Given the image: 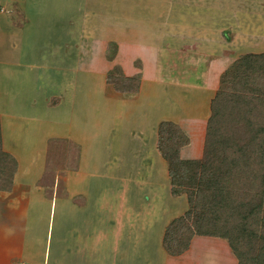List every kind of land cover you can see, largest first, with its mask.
Here are the masks:
<instances>
[{"label": "crops", "instance_id": "1", "mask_svg": "<svg viewBox=\"0 0 264 264\" xmlns=\"http://www.w3.org/2000/svg\"><path fill=\"white\" fill-rule=\"evenodd\" d=\"M18 1L0 0V5L3 6L0 10V15L3 16L0 19V49L5 43L6 32L13 34L16 31L7 21V14L12 12L7 6L21 8ZM29 1L36 0H27L26 3ZM87 1L77 8L74 15L71 13V18L68 19L69 26H73V17L78 16V21L80 18L81 25L75 30L77 33L74 35V29H67L69 32L65 33L73 38L69 41L57 40V53L51 54L52 65L49 62L53 70L51 78L56 75L55 86L57 79H64L69 86L72 84L73 90L76 82V89L79 88L77 92L80 93L85 89L80 87V83L85 81L86 85H92L93 79L88 83V77L85 80L82 77L90 74L93 78L91 73L97 70L96 57L101 55L105 67L101 71V83L97 84V88H100L99 92L105 97L108 112L109 109L110 113L113 110L123 111L119 122V136L116 137V143L120 145L118 157L139 160L144 166L142 170L110 168L108 162L103 163L102 168L83 166L85 161L94 156V153H89L84 148V139L73 132L57 134V104L45 111V104H36V99L32 98L31 89L35 86L30 87L26 78L28 75L32 77L30 83L34 85L33 70L43 69L44 65L40 66L38 59L31 63L25 52L21 56H13L11 52L3 55L0 53L1 145L16 161L10 191L0 192V264H185L193 246L198 249L205 239L213 240L216 245L218 239L194 236L188 249L182 254L170 256L166 253L162 246L165 229L170 222L187 211V202L180 199L181 196L174 197L171 194L167 164L156 149L160 120L154 123L153 159L159 163V176L166 180L162 182L163 185L158 184L162 180L160 177V182L156 180L155 163L146 154L145 137H148V126L153 124L152 119L156 117L157 92H165L168 88L169 104L175 112L166 121L177 125L188 138V144L180 150V158H201L210 100L218 88L220 75L239 56L236 47L226 41L232 39L234 31L244 27L239 26L238 11L230 7L228 0H158L161 1L159 6L152 5L154 0H96V4H101L100 7L96 5V10L87 7ZM55 6L56 10L52 14L57 13V5ZM93 15L98 18L106 17V20L115 15L124 19L142 15L146 18L145 25L149 24L156 29L159 25L161 31L168 29L167 31L175 32L170 33L172 37H168L169 32H165V43L172 44V47L163 48L162 56L159 54L163 52H158L156 46L147 47V51L151 52V57H147L139 44L115 42L114 56L110 57L111 61L105 60L109 46L108 42L99 38L102 26L97 30L96 26L93 29L92 23L89 30L84 27L87 26L84 24L85 17ZM159 15L165 16V19L161 21ZM245 15L254 24L252 14L246 12ZM241 22L245 23L246 20L242 19ZM223 32L225 35L221 36ZM190 33L193 34L192 37ZM217 42L225 44V51L221 50L222 53L232 50V60L222 55L217 58L213 56ZM175 45L180 51L173 48ZM6 48L8 47L5 46ZM37 53L39 54L38 49ZM57 63L62 67L57 68ZM215 66L218 67L216 70L213 68ZM115 67H118L123 76L139 78L136 94L114 96L110 92L105 77ZM79 74H82L81 77ZM21 79L27 89L20 87ZM35 91L40 94L38 88H34ZM48 95L54 97L57 94L55 92ZM197 97L201 98L200 102H197ZM32 100L34 104L31 103ZM184 104L194 110L205 105V117L198 119L195 115L194 119L184 118L176 113L178 108H172L174 105L178 107ZM111 117L108 116V119L112 120ZM63 136L74 142L79 149H74L75 165L67 169L62 163L56 171L49 169L45 175L46 141ZM114 136L115 131L112 130L107 137L108 143ZM135 138L139 139V144ZM194 138H200L197 150L192 146ZM114 142L115 139L112 140ZM106 154L108 159L110 154ZM159 156L162 161L158 160ZM147 161L150 164L147 165ZM147 166L150 169H146ZM44 176L50 179L49 185L43 181ZM142 186L153 192L147 194ZM226 245H223L224 248L233 264H236ZM97 246L101 249L100 252L95 250Z\"/></svg>", "mask_w": 264, "mask_h": 264}, {"label": "trees", "instance_id": "2", "mask_svg": "<svg viewBox=\"0 0 264 264\" xmlns=\"http://www.w3.org/2000/svg\"><path fill=\"white\" fill-rule=\"evenodd\" d=\"M117 71L106 75L107 86L136 94L139 78ZM156 134L171 194L187 202L165 229L166 253L178 256L194 236L210 237L227 244L236 264H264V51L239 56L220 75L200 159L180 158L188 138L174 123L161 121ZM15 170L0 136V192L10 191Z\"/></svg>", "mask_w": 264, "mask_h": 264}, {"label": "rangeland", "instance_id": "3", "mask_svg": "<svg viewBox=\"0 0 264 264\" xmlns=\"http://www.w3.org/2000/svg\"><path fill=\"white\" fill-rule=\"evenodd\" d=\"M27 0H19L18 5L21 6L18 7V9L15 8L13 5H8L7 9H12V12H9V15L7 14V21L9 22L10 27L14 26L16 31H13V34H9L11 32H6V35L4 36V45H2V48L0 49V53L3 55L5 52H8L15 56V55H22L23 52L29 56V61L33 63L34 59L40 60L41 64H43L44 68L35 69L34 71V78L35 83L32 85L30 83L31 78L29 75L26 78L28 84L30 87L35 86L34 88H38L40 90V94L35 91L34 88L31 89V95L32 98H35L34 102L39 105L45 104V111H48L52 109L54 105L57 104V134L60 132H63L62 134H67L68 132H73L75 134H78L84 139V145L85 149L87 148L89 150V153H94V156H90L91 158L88 161H85L86 167L89 168H102L104 166L103 163H109L110 168H120V167H129V168H136L135 170L139 169L142 170V167L144 166V163L139 160L137 161H131L130 159L127 160L126 156L124 157H118V150L120 145L116 143L117 139L116 137L119 136L118 131L120 132V126L119 122L120 119L123 116V111L119 110H113L112 113H110L107 110L105 97L102 95L100 91V88H97V84L101 83V71H103L105 67V61L102 60L101 55H97V65L95 70L92 74L93 78H91L90 74L88 76L82 77V79H86L88 77V83H90L93 79V83L95 85L90 84L89 86L86 85L85 81L80 83V87H84L87 90H83L82 92H77L76 89L77 85L76 82L74 84V90L70 86L66 84L67 81H64V79L60 80L57 79V86L54 84V80L56 79V75H54L51 78V72L53 71L51 69L52 65V58L51 54H56L58 47H57V40L64 39L65 41H69L72 36H70L67 29H74V35L77 33L75 30L79 28L81 25V21L78 16L73 17V26H69V20L70 14L74 15L76 13L77 8L84 5L85 0H36V1H29L26 3ZM142 2L146 0H141ZM153 1V0H152ZM230 1L231 6L233 8H236L239 15V26L244 27L242 30L239 28V31H234V35L232 36V39L226 41L227 44L233 45V47H236L237 52L239 56H243L244 54H253V53H260L264 51V0H228ZM96 0H88L87 1V7H92L93 9H97L101 6V4L97 3ZM161 1L154 0L152 5L159 6ZM34 4V5H33ZM117 2V7H118ZM127 4V2H126ZM57 5V13L52 12L56 10ZM98 7H97V6ZM96 6V7H95ZM3 6L0 5V10ZM48 7V9H46ZM115 8V7H114ZM119 10V7H118ZM45 11V12H44ZM44 12V13H43ZM246 12H249L252 14L253 23H250V14L249 16L245 15ZM2 15V14H1ZM0 15V19L1 16ZM137 17V18H136ZM136 17H127L124 19L123 17H120L118 15L115 16H109L108 20H106V17L93 15L85 17L86 21L84 24L87 26H84L86 29L92 28L91 24L93 25V29L97 30L98 27L102 26V30L100 33V37L104 42H108L109 48H107V54H105V60H110V57L114 56L116 52V48L114 47L115 42H131L135 44L141 45V49L143 54H145L147 57H151V52L147 51V47L156 46L158 48V52L164 51L162 50L165 47H172V44L165 43V32H169L168 37H172L170 33H175L174 31H167L168 29H164L161 31L160 26L158 25V28L146 24L145 17L136 15ZM158 17V16H157ZM103 18V19H102ZM141 18V19H140ZM160 20L162 21L165 19V16L159 15ZM244 19L246 22H241V20ZM102 20V22H101ZM128 20H134L133 22H129ZM137 20H142L137 21ZM137 21V22H136ZM107 22V23H106ZM14 23V25H13ZM138 23L141 25L138 26ZM175 23V21H173ZM243 23V24H242ZM222 24V22H221ZM137 25V26H136ZM77 26V27H76ZM178 27V26H177ZM103 29L105 31H103ZM245 29V30H244ZM19 30V31H17ZM70 30V31H71ZM21 32V33H19ZM72 34V33H71ZM180 34V32L178 33ZM86 35V34H83ZM82 35V37H83ZM160 35V36H159ZM192 33H190V37H192ZM225 35L224 32L221 33V36ZM181 36V34H180ZM158 37H161L160 40ZM189 37V39H190ZM225 38V37H223ZM226 38L228 36L226 35ZM197 44V43H196ZM195 44V45H196ZM5 46L8 47L5 49ZM107 46V47H108ZM225 44L223 42L216 43V46L214 49L216 51H213L214 57H219L222 55L225 58H228L232 60L231 51L232 50H226L225 53H222L221 50H224ZM105 48V43H104ZM175 50L180 51V49L175 45L173 47ZM37 49L39 50V54L37 53ZM235 51V49H233ZM238 56V57H239ZM208 57V56H207ZM206 57V58H207ZM28 58V57H27ZM161 58V57H160ZM28 62V60H25ZM49 62H51V65H49ZM104 62V63H103ZM62 66L57 63V68H61ZM100 67V68H99ZM102 67V68H101ZM214 70L218 68L217 66L213 67ZM49 69V70H48ZM118 67H115V69H111L107 74L111 73L113 74L115 71L118 74L117 71ZM222 70V68H221ZM219 70V71H221ZM90 72V71H89ZM82 74H79V77H81ZM16 76V75H15ZM21 78V77H20ZM5 81H3L2 86L4 87ZM20 87H24L23 79H21ZM87 86V87H86ZM110 87V86H108ZM27 89V88H25ZM103 91V88H102ZM54 97H50L48 94L55 93ZM110 92H112L110 88ZM166 92V93H165ZM159 90L157 92L156 99L158 103L156 104L157 112L156 117H152L153 119V126L149 125L147 129V136L146 141V154L149 157L151 161H154L155 163L154 168L156 170L155 177L156 180L161 183L165 182L166 180H163V176H159L160 173H158L157 168L159 169L157 165V161L153 159L154 157V134H155V127L154 123L156 121H166L167 118H171L174 115L175 111L171 110V105L169 104V89L167 88L165 90ZM35 93V95H34ZM114 96H117L114 92H112ZM111 93V94H112ZM34 95V97H33ZM171 95V94H170ZM199 98V97H197ZM31 99V97H29ZM200 99H197V102H200ZM32 100V104L33 103ZM57 101V103H54ZM172 108H178L179 111H176V113H180L184 118H190L194 119V116L196 115V118L205 117L206 114V106L203 105V107H198V109L194 110L189 105H182L176 107L175 105L172 106ZM200 110V112H198ZM43 114V111L41 112ZM40 113V114H41ZM52 113L55 115L56 112L52 111ZM112 114L113 117H111L110 114ZM46 114V112H44ZM108 116L111 117L112 120L108 119ZM55 118V119H56ZM46 119H48V116L46 115ZM77 126V127H76ZM114 126V127H113ZM108 127V129H107ZM114 128V129H113ZM115 131V138H110L108 143V134L110 132ZM150 136V138H149ZM115 139V142L112 143V140ZM137 140L136 142L139 144L138 138H135ZM152 141V143H151ZM144 142V141H143ZM74 142H71L68 140V138H65L64 136L60 139L57 137V139H51L46 141L45 146V152H46V160H45V169L46 174H48L47 170L51 169L53 172L57 170L61 166H64L67 169H70V166L75 165V155L76 152L74 151L77 146L73 144ZM137 145V144H136ZM200 145V138H194L193 145L194 148L197 150ZM36 146V145H34ZM79 151V149L77 148ZM109 153V158L107 159L106 156ZM104 154V156L102 155ZM113 154H116L115 156ZM126 154V153H121ZM102 157L99 158V157ZM74 159V160H73ZM144 160V158L142 159ZM159 161H162V158H158ZM150 161H147V165ZM145 163V164H146ZM163 164V162H161ZM160 163V164H161ZM150 164V163H149ZM159 164V163H158ZM112 166V167H111ZM146 169H150V167H146ZM160 170V169H159ZM166 173V172H165ZM160 177V178H159ZM166 177V176H165ZM142 179V177H140ZM43 181L49 185L51 182L50 179L44 176ZM163 185V184H162ZM143 190L144 192L147 191V194H150L153 192L148 187L145 188L144 186ZM182 197V198H181ZM180 199L184 200L185 195H182ZM145 199V197H144ZM178 212V211H176ZM174 211V213H176ZM175 216V215H174ZM56 231L54 230V233ZM158 234V233H157ZM203 243L200 244L199 248L193 246V250L191 251V254L189 255L188 260L185 262V264H233L231 260V256H229V253L224 248L223 245H226V243L222 240H217L216 245L214 244L213 240L205 239L202 240ZM207 241V242H206ZM223 243V245L220 243ZM219 243L221 247H219ZM227 247V245H226ZM111 248V247H110ZM95 250L101 251V249L97 246ZM112 250V248H111Z\"/></svg>", "mask_w": 264, "mask_h": 264}]
</instances>
